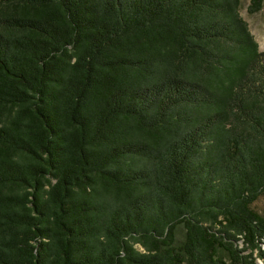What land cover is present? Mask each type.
<instances>
[{"label": "trees", "instance_id": "16d2710c", "mask_svg": "<svg viewBox=\"0 0 264 264\" xmlns=\"http://www.w3.org/2000/svg\"><path fill=\"white\" fill-rule=\"evenodd\" d=\"M240 7L0 0V264H264Z\"/></svg>", "mask_w": 264, "mask_h": 264}, {"label": "rangeland", "instance_id": "374dc122", "mask_svg": "<svg viewBox=\"0 0 264 264\" xmlns=\"http://www.w3.org/2000/svg\"><path fill=\"white\" fill-rule=\"evenodd\" d=\"M250 0H241L240 14L247 22L249 30L258 44L264 50V6L256 13L249 14L247 5ZM254 207L264 215V194L254 203Z\"/></svg>", "mask_w": 264, "mask_h": 264}]
</instances>
